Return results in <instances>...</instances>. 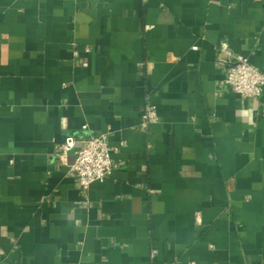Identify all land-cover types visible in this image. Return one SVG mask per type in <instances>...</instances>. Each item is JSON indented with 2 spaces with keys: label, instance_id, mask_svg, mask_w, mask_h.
<instances>
[{
  "label": "crops",
  "instance_id": "obj_1",
  "mask_svg": "<svg viewBox=\"0 0 264 264\" xmlns=\"http://www.w3.org/2000/svg\"><path fill=\"white\" fill-rule=\"evenodd\" d=\"M224 42L264 72V0H0V264H264V92L225 84Z\"/></svg>",
  "mask_w": 264,
  "mask_h": 264
},
{
  "label": "built area",
  "instance_id": "obj_2",
  "mask_svg": "<svg viewBox=\"0 0 264 264\" xmlns=\"http://www.w3.org/2000/svg\"><path fill=\"white\" fill-rule=\"evenodd\" d=\"M143 1L147 2L148 0ZM86 52L90 53V48H87ZM220 52L225 57V63L228 67L225 84L243 99L259 104L264 92V72L253 65L246 57L233 52L226 42L220 44ZM83 65L88 66V62H83ZM158 121L159 115L156 107L146 105L143 109L142 127L149 129L151 125L158 123ZM81 143V149L70 171L75 175L79 188L87 191L93 184L104 182L111 176L114 170V162L107 134L91 136ZM77 145V139L69 137L64 143L56 146L55 157L62 163L66 162L69 153ZM196 221L201 224L200 214H197ZM156 254L157 252L153 251L152 257L155 258Z\"/></svg>",
  "mask_w": 264,
  "mask_h": 264
}]
</instances>
